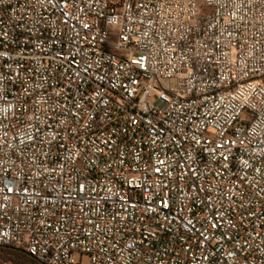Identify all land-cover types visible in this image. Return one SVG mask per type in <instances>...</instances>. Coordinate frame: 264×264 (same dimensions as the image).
Returning <instances> with one entry per match:
<instances>
[{"label": "built area", "instance_id": "1", "mask_svg": "<svg viewBox=\"0 0 264 264\" xmlns=\"http://www.w3.org/2000/svg\"><path fill=\"white\" fill-rule=\"evenodd\" d=\"M8 246L264 264V0H0Z\"/></svg>", "mask_w": 264, "mask_h": 264}, {"label": "trees", "instance_id": "2", "mask_svg": "<svg viewBox=\"0 0 264 264\" xmlns=\"http://www.w3.org/2000/svg\"><path fill=\"white\" fill-rule=\"evenodd\" d=\"M0 257L3 264H42L26 250L12 246L0 247Z\"/></svg>", "mask_w": 264, "mask_h": 264}, {"label": "rangeland", "instance_id": "3", "mask_svg": "<svg viewBox=\"0 0 264 264\" xmlns=\"http://www.w3.org/2000/svg\"><path fill=\"white\" fill-rule=\"evenodd\" d=\"M0 264H3L1 257H0ZM84 264H88V258L84 259Z\"/></svg>", "mask_w": 264, "mask_h": 264}]
</instances>
